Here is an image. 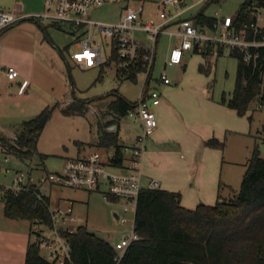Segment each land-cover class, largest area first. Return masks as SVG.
<instances>
[{"label":"rangeland","instance_id":"rangeland-1","mask_svg":"<svg viewBox=\"0 0 264 264\" xmlns=\"http://www.w3.org/2000/svg\"><path fill=\"white\" fill-rule=\"evenodd\" d=\"M19 1L25 4L26 0ZM194 1L184 0L187 5ZM243 2L244 0H214L206 6V3L196 6L187 16L192 17L203 10L207 16L215 17V12H218L219 17H233ZM126 3L127 0H122L94 7L87 17L99 22H114L119 19L127 6ZM14 4V0H0L2 8H10ZM128 4L135 8L140 7L136 1L130 0ZM153 7L148 3L144 5L142 20L154 18V21H160L159 10L153 11ZM258 18L259 24L264 27V8L260 10ZM24 23L26 26L21 31L22 35L13 37L15 33L13 32L11 39L0 42L3 60L10 58L12 51L21 50L19 48L33 50L34 56L31 61L27 56L28 58H24L23 62L16 66L21 73L17 81L24 80L23 82L27 81L29 84L23 92L18 93L16 80L9 81L0 76V126L6 129L5 134L14 131L17 135L16 131H19L23 121L35 117L46 107L54 109L37 139V150L31 157L19 159L3 153L1 149L0 194L6 189L13 190L12 188L16 186L15 178L23 174V185L31 184L43 190L49 197L51 208L56 207L59 198L73 200L75 213L86 218L87 230L114 246L131 228L122 224L113 215L115 212L122 214V202L107 201L98 192L59 188L47 182L40 184V180L45 178L47 173L60 172L67 157L83 156L94 150L108 149L97 146L100 128L113 131L116 129L114 125L118 126L121 121L112 111H108V106L116 99L115 93L135 102L141 93L142 80L138 79L134 83L116 79L115 65L108 60L110 45L99 32L95 31L94 37L103 44L107 63L103 67L81 68L71 59V54L77 50V43L86 39L85 33L81 31L77 33L66 24L53 26L51 22L45 20L42 21L45 32L35 24L36 28L33 29L29 26L31 24ZM217 32L220 33V29ZM208 34L212 32L208 31ZM139 37L145 43L149 42L144 34H139ZM176 43L175 37L168 35L159 37L152 77L158 79L160 73L164 72L173 83L172 86H175L183 74L184 79H195L199 74L205 79L204 86L210 97L221 100L224 96L228 99L234 89L237 66V60L230 56L229 49L224 48L223 53L217 56L214 48L212 54L204 59L198 54L199 58L196 60L199 63L201 61L203 69H207L208 73L197 72L193 59L188 57L184 73L180 66L163 67L170 49ZM100 72L102 78H99ZM150 86L153 87L154 83ZM74 100L87 102V111L83 115H63L60 109ZM258 104L259 101L254 100L248 111L252 115L250 135L230 138L224 145L222 182L228 184L230 188L222 191L223 199H231L237 195L252 151L257 148L264 157V132L261 129L264 105L259 107ZM137 125L132 123L131 118L124 117L119 135L125 144H129L128 135L137 130ZM0 135L13 139L4 134ZM132 219L133 215H130L129 220ZM30 236L33 243L34 236L31 232ZM39 254L47 260L44 248H39Z\"/></svg>","mask_w":264,"mask_h":264},{"label":"trees","instance_id":"trees-1","mask_svg":"<svg viewBox=\"0 0 264 264\" xmlns=\"http://www.w3.org/2000/svg\"><path fill=\"white\" fill-rule=\"evenodd\" d=\"M212 1H207L205 6ZM263 8L264 0H244L232 17V26L241 30L256 25ZM189 18L202 30L213 33V26L217 22L215 17L207 16L200 10ZM260 29L261 32L255 37L258 41L264 39V29ZM42 30L45 32L44 28ZM247 34L248 38H252L251 30L248 29ZM214 48L219 56L225 47H215L207 42L201 46L195 45L192 51L207 58ZM251 51H254L253 48ZM256 51L259 57L245 61L241 52L229 50L230 56L237 60L236 77L230 97L226 99L222 96L221 103L235 110L239 116L246 115L254 100L259 101L258 105H264V79L261 78L264 46ZM199 70L208 73L202 66ZM99 78H102V72ZM128 80L136 82L133 74L129 75ZM115 96L108 111H112L120 120L135 107L136 102L118 93ZM53 109L46 107L35 117L23 121L15 139L0 137L2 152L19 159L31 157L37 150V139ZM87 109V102L74 100L60 110L65 116H73L83 115ZM251 119L252 116H248V120ZM261 129L264 132V120ZM205 145L222 149L224 143L210 138ZM97 146L114 147L115 163H121L123 153L117 129L105 131L100 128ZM39 192V188L31 184L19 192L3 190L0 198L4 202V215L13 220H26L30 226L35 220L49 225V197H38ZM180 199L179 192L160 188L140 192L134 216V232L139 239L127 247L117 263L114 260L116 252L108 241L89 232L85 226L78 228L68 236L71 264H264V157L257 148L252 151L234 198H222L214 205L201 203L194 209L184 208ZM24 264L53 263L41 257L34 240L27 247Z\"/></svg>","mask_w":264,"mask_h":264},{"label":"built area","instance_id":"built-area-1","mask_svg":"<svg viewBox=\"0 0 264 264\" xmlns=\"http://www.w3.org/2000/svg\"><path fill=\"white\" fill-rule=\"evenodd\" d=\"M122 0H46L47 11L32 15L28 18L36 21H49L52 24H66L75 32L86 34V39L77 43V51L71 58L81 68L103 66L105 51L102 43L98 42L94 33L99 32L108 40L110 52L108 60L115 65L116 79H129V75L137 81L142 80L141 93L135 107L127 114L134 122H138L141 132L127 146H122L121 163H115V149L110 147L104 151L94 150L83 156L67 157L62 164L60 172L47 173L40 184L49 183L54 187L98 192L110 202H122V214L116 212V219L122 224L131 226L129 232L113 246L116 255L115 262H119L127 247L139 239L134 232V216L136 203L140 192L144 189H157L160 183L152 179L148 187L142 183L141 158L147 148L148 140L157 128L155 109L161 102V92L157 84L169 85L170 79L162 72L158 79L152 77L154 69L157 44L161 35L178 38L168 55V65H178L182 62L185 51L192 50L195 45L212 43L215 47L221 45L229 50H238L243 54L245 61L259 57L257 48L264 46L262 41L256 40L261 32L256 24L236 30L232 26V17H218L213 26V33L202 30L187 17V13L197 4L209 0H197L187 5L182 0H160L159 18L142 20V3L140 7L125 6L120 18L114 22H99L87 16L94 7L120 2ZM49 10V11H48ZM25 18L16 10L0 8V34ZM171 26H175L172 30ZM220 29V33H218ZM252 31V38H248L247 30ZM78 33V32H77ZM139 34H144L149 41L145 43ZM253 48L254 51H251ZM8 80L20 77L13 67H0ZM261 78L264 79V58L261 64ZM154 83L151 87L150 84ZM26 82L20 86L23 88ZM261 107V105H258ZM2 129L0 128V133ZM115 131V130H113ZM15 139V136L12 135ZM1 151V148H0ZM7 161V159H4ZM23 174L15 178L14 192L26 189L23 185ZM38 197L46 195L39 189ZM50 224L35 220L30 231L37 245L46 250L47 261L53 264H71V247L68 236L75 233L78 228L86 227V218L75 213L74 205L70 200L51 208L48 204ZM133 215L130 221L129 216Z\"/></svg>","mask_w":264,"mask_h":264},{"label":"crops","instance_id":"crops-1","mask_svg":"<svg viewBox=\"0 0 264 264\" xmlns=\"http://www.w3.org/2000/svg\"><path fill=\"white\" fill-rule=\"evenodd\" d=\"M14 1L15 4L12 7L0 8L16 10L25 18L2 32L0 34V42L11 39L13 32H15L13 37L22 35L21 31L26 26L24 22L31 24L29 26L33 29L36 28L34 27L36 25L42 31V21H36L28 17L42 14L44 9H46V0H26L25 4L19 0ZM129 1L127 0V6H129ZM131 1H136L138 4L142 3L143 11L146 3L154 6L152 8L153 11L160 10V0ZM196 1L191 4L196 3ZM200 4L195 5L193 8ZM216 13L218 12H215V18L217 17ZM149 19L154 20V18ZM257 25L264 29L259 24V18ZM171 29L174 30L175 26H171ZM19 49L21 50L12 51L10 58L8 57L5 60H3L0 49V67H13L18 71L16 66L21 64L24 58L29 56L30 61L33 60V50ZM168 55L164 61V68L167 66H180L185 73L187 69L186 60L190 57V59H193V65L197 72L202 73L199 67H203V65L200 60V63L196 60L198 54H194L192 50L184 52L182 62L178 65H168ZM19 74L21 76L20 72ZM0 76L6 78L3 72H0ZM19 78L14 80L17 81ZM23 81H17L18 93L23 92L29 85L25 80L26 85L20 88ZM204 83V77L199 74H197L195 79H184L183 74L180 81L176 84L174 83L175 86H172L173 83L169 85L157 84L161 92V102L155 109L158 125L148 140L147 148L141 158L143 186L148 187L152 179H157L160 183V189L179 192L181 194L180 204L187 209H194L201 203L214 205L223 198L222 191L225 188H230L228 184L222 182L224 146L222 149L208 147L205 145V141L215 138L223 141L225 145L230 138L247 136L251 132L250 121L248 120L249 112L244 116H239L235 110L222 104L218 98L210 97L207 94ZM123 119L121 118L118 126H114L118 132L119 144L127 146L140 134L141 127L138 122L132 120V123L138 124L137 130L128 135L129 144H125L119 135ZM0 128L2 129L0 134L8 137L16 135L14 131L10 134H5L6 129L1 126ZM0 137H3V135H0ZM62 200L60 198L57 199L56 204L69 199ZM70 201L74 205V201ZM30 228V223L26 220L7 218L4 215V202L0 198V264H24L25 253L31 243Z\"/></svg>","mask_w":264,"mask_h":264},{"label":"water","instance_id":"water-1","mask_svg":"<svg viewBox=\"0 0 264 264\" xmlns=\"http://www.w3.org/2000/svg\"><path fill=\"white\" fill-rule=\"evenodd\" d=\"M114 216L117 217L116 213H114Z\"/></svg>","mask_w":264,"mask_h":264}]
</instances>
